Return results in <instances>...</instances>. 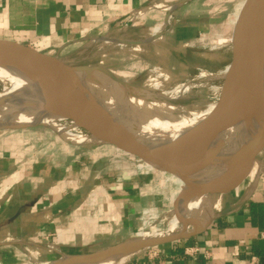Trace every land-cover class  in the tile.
<instances>
[{
  "label": "crops",
  "instance_id": "0c3cea01",
  "mask_svg": "<svg viewBox=\"0 0 264 264\" xmlns=\"http://www.w3.org/2000/svg\"><path fill=\"white\" fill-rule=\"evenodd\" d=\"M160 4L173 5L172 12L190 11L178 12L177 44L212 26L210 15L193 16L194 0H0V39L74 61L88 44L105 46L92 43L103 37L144 29L160 38L171 11ZM147 37L116 44L120 49L109 52V61L134 72L148 69L155 39ZM131 73L130 78L138 75ZM68 140L60 150L43 151L28 142L15 148L0 136V264L84 256L137 239L145 218L151 220L165 204L171 173L158 164L134 160L108 143ZM259 173L247 195L225 199L197 233L137 250L123 264H264V153Z\"/></svg>",
  "mask_w": 264,
  "mask_h": 264
},
{
  "label": "bare ground",
  "instance_id": "6f19581e",
  "mask_svg": "<svg viewBox=\"0 0 264 264\" xmlns=\"http://www.w3.org/2000/svg\"><path fill=\"white\" fill-rule=\"evenodd\" d=\"M159 6L162 9L173 7V5L164 4ZM257 33L255 49L261 56V101L264 107V27L260 26ZM147 39L150 38L147 37ZM227 66L222 72V77L226 74ZM99 73L101 77H106L104 83L92 81L88 77L85 78L83 72H77L78 85L83 90H88V96L96 101L114 122L130 132L141 144L155 145L193 137L201 130L205 121L219 105L217 99L204 106L197 104L191 106L176 105L167 101L187 96V94H183L187 84L181 85L180 89L177 87L176 92L178 94L168 93L166 89L162 88L161 94L148 97L145 95L146 93L133 90L136 87L140 89L145 87L143 84L132 83L112 72L124 82V85H121L107 77L103 71H99ZM157 81L158 79L152 84L157 85ZM0 83L2 84L0 91V130L40 123L50 126L52 130L68 139L84 141L83 143H107L93 134L76 131V128H81V126L68 119L55 103L49 81L39 72L24 66L18 67L0 59ZM241 85L237 87L233 95L234 102L246 100L248 86L246 83ZM158 87L160 89V85ZM258 130L259 124L255 121L252 113L240 114L210 142L206 151L216 149L217 153L210 159L209 163L190 175L192 183L200 185L223 176L253 146L258 136ZM176 166L179 168L191 167L193 161H188L186 164H176ZM181 195L179 210L181 212L188 208L190 210V220L185 231L189 232L202 225L201 214L214 209L211 201L212 195L211 193L208 195L207 193H191L185 190L181 191ZM196 198L197 201L195 202ZM176 232L179 231L171 233ZM167 234L144 236L139 239ZM130 254L131 252H126L122 248H116L90 259L72 257L71 255L40 263L92 264L100 262L102 264H123Z\"/></svg>",
  "mask_w": 264,
  "mask_h": 264
},
{
  "label": "water",
  "instance_id": "95a60500",
  "mask_svg": "<svg viewBox=\"0 0 264 264\" xmlns=\"http://www.w3.org/2000/svg\"><path fill=\"white\" fill-rule=\"evenodd\" d=\"M260 26L264 27V0H245L236 19L231 42V58L217 99L218 107L193 137L155 145L137 142L130 132L114 122L105 110L88 96V90L85 91L78 85L77 72H83L85 78L92 80L89 75L98 71H103L107 77L124 85V82L109 69L101 65L68 64L56 55L6 39H0V59L18 67L24 66L35 70L44 76L51 85L55 103L66 114V117L100 140L111 143L119 150L137 158L142 157L154 162L169 173H176L191 193H226L242 182L255 156L264 148V107L261 101L260 82L261 56L255 49L257 29ZM92 81L98 82L94 79ZM245 83L248 86L246 100L234 102L233 95L237 87ZM247 112L252 113L259 124L258 136L253 146L219 179L194 185L190 175L209 163L217 153L216 149L206 151L210 142L240 114ZM188 161H193V166L186 168L176 166V164H186ZM199 228L201 226L189 232L179 231L125 241L104 251L78 257L90 259L116 248L132 253L189 237L197 233Z\"/></svg>",
  "mask_w": 264,
  "mask_h": 264
},
{
  "label": "rangeland",
  "instance_id": "374dc122",
  "mask_svg": "<svg viewBox=\"0 0 264 264\" xmlns=\"http://www.w3.org/2000/svg\"><path fill=\"white\" fill-rule=\"evenodd\" d=\"M194 1H196L198 5L194 11H191L193 12V16H197V14H202V16L210 15L212 17L210 20L212 26L210 25L209 29L202 30L201 33L197 32L196 34H190V39L185 42L177 44L175 40H179V37L175 36L176 31L174 30V26L176 25L175 20L178 18V14L182 13L186 9L171 12L170 25L172 29L170 31L167 30L169 28L168 26L163 28L165 25L163 24L162 30L159 32L161 33L160 38H157V35H150V33L148 31L146 32V30L144 29L143 31H129L124 37L118 35L113 36L117 40H121L116 43L117 45H119V43L123 41L144 40L147 36L155 39L154 42H151L152 47L149 49L151 51L150 53L154 54V59L148 69H142L139 71L135 70L134 72L131 70V68H128L124 64H121V66L119 65L120 68H118L117 64H114L112 60L109 61L108 58L110 57V55L111 57L114 55L113 53L110 54L109 52H111L112 50L115 51L117 49H120V46L118 47L115 43L106 44L102 47H87V51L82 52L79 55L77 54V57L76 59H74V61H71L72 57L60 58L66 63L72 65L91 64L99 66L102 65V62L104 60H107V62L103 64L105 68L110 70L114 69V74L120 78L130 80L132 83H136L138 85H145V87L141 89L139 87H136L133 90L136 92L146 93L145 95H147L148 97L161 94L160 91L162 88L166 89L168 93H177V87L178 89H180L181 85L185 86L187 84L186 89L183 90V94H187V96L167 101L176 105L187 106H191L192 104H197L200 106L209 104L219 97L223 82L222 72L228 65L231 58V49L229 47V43L232 42L236 19L245 0ZM188 7L190 6H187V8ZM160 9L161 8L159 7H151V10L155 11H161ZM187 12L190 11L188 10ZM188 17L190 18L192 17V15H189ZM159 22L161 21H158V23ZM127 47L132 46L128 45ZM90 48H94L95 50ZM91 50H94L93 53L95 55L91 56V54L88 53L91 52ZM143 57L140 56L139 59L142 60ZM131 72H133V74L135 75L136 73H138L137 77L130 78V76H132ZM154 75H156V77H154ZM89 76L92 80H98V82L100 83H104L106 81V77H101L99 71ZM156 78L158 79V81L160 80L159 82L157 81V85H160V89L157 85L152 84L157 80ZM1 90L2 84L0 83V91ZM10 130L5 131V134H1L0 136L7 137V140L9 142L11 141V146H14L15 148L20 146L27 147L28 142V145L30 146L31 144V147H37L38 145V150L52 151L53 149L60 150V147L62 148L60 143L62 142H72L61 137L56 131L52 130L50 126L40 123L28 125L25 127H16ZM78 130L87 132L82 127L76 128V131ZM37 136H43L44 138L43 140L39 141L36 138ZM27 138H29L30 141H25ZM108 144L115 148L117 147L111 143ZM263 153L264 148L255 156L256 158L253 160L248 175L245 176V178L237 187L230 190L226 194L211 193V201L214 209L208 210L207 212L200 215V217L202 218V225L212 217L213 213L216 211L215 209L219 208L220 203L222 205L225 199H228L229 196L234 197L235 195L237 198H241L249 193L251 188L254 186L255 181H257L258 179L260 169L263 168ZM130 156H132L134 160H139L133 155ZM140 160L142 161V159ZM152 165L153 164L149 163V168H151ZM143 170L145 169L142 168L141 171ZM170 179L171 181L168 182L165 181V178L163 180L165 181V204L163 205L162 209H159L156 213H154V215H151V217H153L151 220L148 219L149 217L145 218L147 222H145V226L136 236L137 239L145 235L152 236L150 235L151 233H156L159 231L173 232L180 230L184 231V228L187 229L188 222L190 220V210L188 208L187 210L184 209V211L181 212L179 210V205L182 200L181 191L189 190L185 187L183 180L176 173H171ZM180 181L181 183L179 184ZM208 194L209 193H207V195ZM196 201L197 198L195 202ZM216 206L218 207L216 208ZM170 221L172 223V227H170ZM40 262L43 263L45 261L44 259H39L38 262L32 264H41ZM92 264L102 263L97 262Z\"/></svg>",
  "mask_w": 264,
  "mask_h": 264
},
{
  "label": "built area",
  "instance_id": "2783aa9c",
  "mask_svg": "<svg viewBox=\"0 0 264 264\" xmlns=\"http://www.w3.org/2000/svg\"><path fill=\"white\" fill-rule=\"evenodd\" d=\"M173 9H171V11H167L168 12V20L166 19L165 20V26H168L169 28L167 30H169L171 28V25H170V18H171V12H172ZM167 18V16H166ZM126 31V29H124ZM118 41H121V40H117L116 38H114L113 36H109V37H103L101 39H97V40H94L92 43L93 44H96V43H103V45H106V44H110V43H117ZM124 42V41H123ZM90 44H88L86 47H89ZM88 49V48H87Z\"/></svg>",
  "mask_w": 264,
  "mask_h": 264
}]
</instances>
